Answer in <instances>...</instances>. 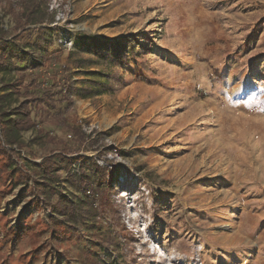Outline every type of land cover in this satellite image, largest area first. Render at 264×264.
Segmentation results:
<instances>
[{
  "label": "rangeland",
  "instance_id": "374dc122",
  "mask_svg": "<svg viewBox=\"0 0 264 264\" xmlns=\"http://www.w3.org/2000/svg\"><path fill=\"white\" fill-rule=\"evenodd\" d=\"M26 9L50 29L41 52L48 65L28 72L37 78L29 92L54 94L52 105L44 102L47 126L39 128L49 127L47 137L62 144L38 140L36 129L22 132L20 163L61 152L115 170L120 186L98 198H106V209L75 192L87 201L83 214L92 205L100 221L115 226L109 243L93 247L104 246L120 264H264V0H0L9 36L21 33L17 18ZM37 37L34 30L18 42L32 48ZM79 42L107 49L109 62L116 44L131 51L116 68L86 65L81 72L76 60L95 58L84 49L56 74ZM85 72L110 77L112 91L87 95L85 82L102 77ZM24 73L9 66L0 84ZM68 76L72 104L56 118ZM29 77L22 95L12 96L14 107L22 87H32ZM57 174L61 181L69 175ZM7 183L0 181V264H99L83 253L97 240L87 225L73 230L79 237L54 239L53 213L29 206V185ZM66 186L64 196L76 190ZM22 222L31 227L11 240L7 232Z\"/></svg>",
  "mask_w": 264,
  "mask_h": 264
},
{
  "label": "trees",
  "instance_id": "16d2710c",
  "mask_svg": "<svg viewBox=\"0 0 264 264\" xmlns=\"http://www.w3.org/2000/svg\"><path fill=\"white\" fill-rule=\"evenodd\" d=\"M27 12L21 13V16L17 18V27L15 30L21 32L17 36H9V32L6 31L3 27V19L0 16V73L5 72L8 67H13L19 71H25L21 77L13 80L11 82H1L0 84V181H7L8 185L11 186H25L27 189L30 186L31 189H28V193L34 194V197L30 200L29 206L34 209H49L53 215H51L48 221V228L51 231L53 238L59 240L65 237H73L76 233L73 230L78 229L80 222L87 225L89 228L85 231L87 235L96 237L97 240L92 242L90 249L83 252L93 262H99V264H120V260L113 261L112 257L106 253L104 246H99L94 248V243H109L107 239H112L113 235V226L108 223H103L100 221L91 209L88 210L87 214H83V209L87 203L84 200L86 197L91 201L101 202L97 207V210L106 209L108 203L106 198H100V193L104 191L106 194L109 191V188L116 185V172L115 170L105 171L103 167L98 164L96 159H89L78 154L69 155L59 153L56 155L50 156L48 159H43L40 163H29L21 164V148L25 145L22 141V132L36 129L38 131L37 139L38 140H47L50 144H62V140L47 137L46 131L47 128H39L40 124L47 126V123L44 122V117L46 113L51 114V110L44 108V102H48L49 105H52L51 102L54 100V94H49L51 92L48 90L43 93L41 96L34 95L33 92H29L30 88H34L33 84L37 78H32L34 76L33 70L39 69L41 66L44 68L47 67V63L43 62L44 55L42 50L46 48L45 42L49 43L50 40L47 38L50 31L48 28H43L46 22L45 17L40 15L38 12H34L32 9ZM34 13L36 15H34ZM52 23V22H51ZM49 23V24H51ZM48 25V24H47ZM30 26H40L35 29H31ZM36 30L38 37L35 41V44L32 48H27L25 46H20L19 38L25 34H29L32 31ZM62 39H59L61 41ZM83 43L77 44L75 50H71L67 56V65L59 66V69H55L57 74L58 70H67L71 68L73 63V58L75 55L80 56L81 53H85L89 49V54H93L95 58L89 59H77L76 65L77 69L83 71V67L89 65L91 67L97 66H108L110 68H116L118 63L121 62L123 56L129 53L131 50H128L130 46H127L126 43H118L115 45L116 60L109 62L112 58L111 54L107 52L106 49L104 52L98 51L102 50L97 43H91L89 46H83ZM97 50V52H94ZM15 61L24 63V66L17 68ZM56 66V65H54ZM31 71L30 73H28ZM39 71L38 73H40ZM90 76L102 77V80H88L85 82L88 87L85 88V91L89 92L87 95L99 96L106 94L112 91L114 82L109 79L108 76H102L98 72H85ZM41 74V73H40ZM30 76V77H29ZM32 84V87H22L23 100L19 101L16 107L13 106V95L21 96L22 92L18 89L19 86L23 85L24 80H28ZM32 78V79H31ZM60 83L62 89L60 90L61 95H65L62 98V102L65 101V106L62 110H56L52 116L60 118L67 114L70 110V105L72 104V95L75 92L74 85L72 86L71 76H68L66 80ZM60 82V80H59ZM64 83V84H63ZM71 84V86H70ZM55 88L58 85L54 86ZM18 89V90H17ZM61 102V103H62ZM53 123V122H52ZM42 131V132H41ZM41 132V134H40ZM80 163V169L76 173L72 171V166ZM61 170L67 172L69 175L61 181V177L57 174ZM28 173L33 175V178L28 176ZM31 175V176H32ZM34 185H31L30 183ZM63 183H66L67 186H71L74 190L69 192L66 196L61 194V189ZM120 185L117 183L116 187ZM66 189V188H65ZM75 192L84 194L82 198L80 195L75 194ZM105 194V195H106ZM91 195V197L89 196ZM76 198V199H75ZM89 205V204H88ZM90 206V205H89ZM107 214H114V210L108 208ZM31 227L30 224L22 222L19 226V229L11 228L7 232L11 240L18 239L22 231L26 232L27 228ZM73 227V228H72ZM69 234V236H66ZM78 237L79 234H76ZM112 237V238H111ZM102 241V242H99ZM110 245H113L111 243ZM37 249L35 252L37 253ZM104 257V259H103Z\"/></svg>",
  "mask_w": 264,
  "mask_h": 264
},
{
  "label": "built area",
  "instance_id": "2783aa9c",
  "mask_svg": "<svg viewBox=\"0 0 264 264\" xmlns=\"http://www.w3.org/2000/svg\"><path fill=\"white\" fill-rule=\"evenodd\" d=\"M60 42H62V40Z\"/></svg>",
  "mask_w": 264,
  "mask_h": 264
}]
</instances>
